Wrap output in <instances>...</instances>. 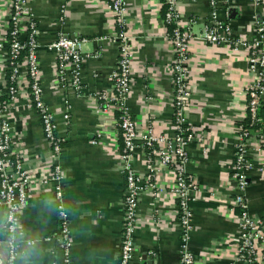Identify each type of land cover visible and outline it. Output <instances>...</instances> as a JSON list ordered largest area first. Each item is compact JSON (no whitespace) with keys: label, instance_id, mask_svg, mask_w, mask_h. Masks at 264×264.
<instances>
[{"label":"crops","instance_id":"crops-1","mask_svg":"<svg viewBox=\"0 0 264 264\" xmlns=\"http://www.w3.org/2000/svg\"><path fill=\"white\" fill-rule=\"evenodd\" d=\"M107 0H30L29 13L36 19L40 47L37 50L42 100L56 123L61 150L52 152L44 138L37 112L21 90L14 96L10 121L17 147L32 176L26 204L20 212L15 264H116L121 246L125 174L119 160L122 145L116 119L99 113L98 97L111 93L112 73L118 59L117 30ZM132 37L131 93L127 102L138 132L153 127L172 137V49L162 18L161 0H125ZM208 0H178L177 14L188 23L190 47V102L187 122L195 135L188 144L186 173L198 186L192 205L188 250L196 264H240L236 260L238 218L230 202L236 193L232 167L237 143V122L247 105L246 89L252 83L246 54H233L222 43L203 42ZM218 18L231 36L252 37L264 20V0H220ZM63 16V20L60 17ZM9 22L0 13V42ZM59 33L85 40L91 55L80 70L82 91L61 86L55 74V55L45 47ZM0 51V76L3 69ZM68 111V120L63 114ZM262 136V135H261ZM258 137L249 143L254 168L247 174L245 201L252 217L264 229V144ZM147 155H151L150 157ZM134 167L143 186L157 184L154 195L144 189L139 224L134 234L135 254L130 264H179L182 231L171 193V168L156 170L152 153L137 146ZM59 166L63 179L55 180ZM151 178H148V176ZM62 189L61 205L68 216L72 249L64 263L54 240L58 231V201L53 192ZM6 211L0 205V255L6 252L3 226Z\"/></svg>","mask_w":264,"mask_h":264},{"label":"built area","instance_id":"built-area-1","mask_svg":"<svg viewBox=\"0 0 264 264\" xmlns=\"http://www.w3.org/2000/svg\"><path fill=\"white\" fill-rule=\"evenodd\" d=\"M168 6L164 23L173 25L170 35L172 57L170 70L173 83V129L172 137H167L148 127L138 132L132 119L127 102L131 93L132 37L129 33L127 16L129 8L125 0H107L105 9L110 13L117 30L115 40L118 42V59L112 73L113 89L109 94L100 95L98 99L99 113L116 119L117 129L123 141V150L119 155L125 174V189L122 205V236L121 246L116 264H130L135 254L134 234L139 224V205L144 189L149 188L154 195L161 194L158 185L143 186L142 179L134 167L137 146L151 150L156 159V170L163 172L171 168L174 182L171 193L176 202L178 222L181 227V246L179 264H196L188 250V234L192 227V207L190 203L197 201L198 186L194 179L186 173L189 161L187 147L195 135L187 122V110L190 102L189 68L190 47L192 38L188 23L177 14L178 0H163ZM209 16L206 19L201 39L211 47L227 44L233 54H246L247 72L252 83L246 89L247 105L243 118L249 114L255 118L259 102L264 98V20H260L252 37L231 36L228 27L218 18L220 0H208ZM256 3L258 0H251ZM30 0H0V13H6L9 25L13 29L8 39V31L0 42L3 54V69L11 72L12 86L6 87L5 74L0 76V96L7 93L8 104L0 103V205L6 211L4 232L6 233V264H15L17 258L16 235L20 231V212L26 204L32 176L23 161L24 151L17 147L12 136L13 128L10 121V110L14 96L21 90L30 105L38 114L42 124L44 138L57 154L61 150V141L56 134L54 117L43 103L41 71L38 64L37 50L40 47L39 30L36 19L29 13ZM63 20V16L60 17ZM85 40L70 39L59 33L56 39L45 47L55 55V74L61 86L71 85L76 91H82L80 70L91 55L83 50ZM21 51H26L22 62L17 61ZM66 111L63 118L68 120ZM118 116V119L116 117ZM242 118V119H243ZM241 119V120H242ZM237 143L235 146L232 180L236 184V193L230 202L232 210L238 218V238L236 240V260L240 264H264V229L262 223L251 216L245 201L248 189L247 174L254 168L248 155L250 138L242 126H237ZM261 138V137H260ZM54 178L63 179V172L56 166ZM148 178H151L149 175ZM58 201V231L54 238L64 263L68 262L72 249V238L68 225V216L61 205L62 189L58 185L53 190ZM2 263L0 255V264Z\"/></svg>","mask_w":264,"mask_h":264},{"label":"trees","instance_id":"trees-1","mask_svg":"<svg viewBox=\"0 0 264 264\" xmlns=\"http://www.w3.org/2000/svg\"><path fill=\"white\" fill-rule=\"evenodd\" d=\"M161 9H162V18L163 20H165V16H166V12L168 9V6L164 3L163 0H161ZM166 27V33L167 35H170L174 29L173 25H168L165 24ZM13 27L10 24L9 25V29H8V39H10V32L12 31ZM27 52L26 51H21L17 57V61L20 63L23 61V59L26 57ZM10 75L11 72L9 70H6V74H5V80H6V87H10L13 85V83L10 82ZM10 101V97L7 95V93L2 94L0 96V103H4V104H8ZM119 115H116L117 119H118ZM237 126H242V128L244 129V132H246L248 134V138L253 139V137H258L259 136V140H260V144H264V98H262L259 102V105L257 107L256 110V115L255 118H252L249 114H247L241 121L237 122ZM119 133V139L121 141V145H122V149L121 152L123 150V141L121 139L120 136V131L118 130ZM262 135V136H261ZM261 137V138H260ZM146 153H152L151 150H146ZM147 156H151V155H147ZM190 203V206L192 207V205L194 204ZM236 213H239L238 209L234 210ZM20 218V216H18ZM3 231H4V226H3ZM4 233L5 238H7L6 233Z\"/></svg>","mask_w":264,"mask_h":264},{"label":"water","instance_id":"water-1","mask_svg":"<svg viewBox=\"0 0 264 264\" xmlns=\"http://www.w3.org/2000/svg\"><path fill=\"white\" fill-rule=\"evenodd\" d=\"M7 259H8V256H7L6 252L3 253V255L1 254V260H2L1 264H6Z\"/></svg>","mask_w":264,"mask_h":264}]
</instances>
